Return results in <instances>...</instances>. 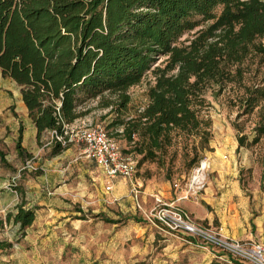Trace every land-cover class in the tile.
Instances as JSON below:
<instances>
[{
	"label": "trees",
	"instance_id": "16d2710c",
	"mask_svg": "<svg viewBox=\"0 0 264 264\" xmlns=\"http://www.w3.org/2000/svg\"><path fill=\"white\" fill-rule=\"evenodd\" d=\"M263 39L264 0H0V71L20 87L37 143L106 110L100 117L114 114L108 125H122L140 158L123 152L133 153L137 166L157 158L174 134L199 136V151L208 147L210 122L199 114L204 93L227 83L240 85L239 105L257 116L250 142L237 129V149L260 141ZM149 72L146 105L125 119L129 89ZM21 133L19 127L16 151L30 156ZM52 141L48 155L65 148ZM196 148L192 162L200 158ZM260 178L264 188V165ZM24 203L22 197L6 214L20 230L35 218ZM9 246L0 240V250Z\"/></svg>",
	"mask_w": 264,
	"mask_h": 264
},
{
	"label": "rangeland",
	"instance_id": "374dc122",
	"mask_svg": "<svg viewBox=\"0 0 264 264\" xmlns=\"http://www.w3.org/2000/svg\"><path fill=\"white\" fill-rule=\"evenodd\" d=\"M151 81L149 72L139 84L129 89L130 103L122 115L125 119L134 116L136 111L146 105V89ZM239 86L227 83L222 91H217L215 87L208 88L204 93L206 101L199 114L210 122V137L208 147L202 151H199V136L174 134L172 143L158 153L157 158L139 162L134 176L131 179L124 178L126 189L118 193L116 198L113 190L105 188L108 184L105 177L98 185V196L83 194L47 197L39 190L42 191L43 182L52 174H46L47 177L38 175L41 167H47L43 165L46 150L40 145H33L29 137L23 140V132L30 119L23 115L20 87L0 71V151L4 158L2 160L0 157V240L11 243V246L0 250V264L224 263L206 251H194L186 249L184 245H175L158 231L153 225L151 198V194L158 191L165 197L163 201L174 202L181 198L174 202L177 204L183 200H192L196 205L200 204L205 210L213 212L212 223L204 226L220 231L221 218L234 219L226 221L227 224L232 223L231 227L228 226L230 232L241 235L234 239L264 244V188L260 178L264 165V136L258 143L243 145L235 151L240 184L250 198L248 205H239L240 201L234 197V208L229 204L232 202L219 196L211 204H206L202 199L203 187L195 189L192 182L196 169L200 165L202 167V161L203 171L207 173L209 156L228 151L233 143L238 145L237 129L246 134V142H250L255 134L256 110L243 112L238 101L241 94ZM105 112L97 111L75 121L71 126L100 123L109 136L118 140L123 151H133V144L128 143L121 134L122 125H108L114 114L100 117ZM19 127L22 131L21 143L30 156H19L16 151ZM42 140L41 145L53 144L50 133ZM195 146L200 158L192 162ZM67 160L68 157L63 159V168L68 167L70 170L72 164L67 166ZM100 171L97 167L94 173H103ZM96 181L89 177L87 185L94 189L95 186L90 183ZM137 182L142 190L140 205L131 190L133 185L138 187ZM22 197L24 207L33 209L35 214L32 224L24 230H20L12 219L6 220V214L16 211ZM98 213L119 221L107 222L103 216H96Z\"/></svg>",
	"mask_w": 264,
	"mask_h": 264
},
{
	"label": "crops",
	"instance_id": "0c3cea01",
	"mask_svg": "<svg viewBox=\"0 0 264 264\" xmlns=\"http://www.w3.org/2000/svg\"><path fill=\"white\" fill-rule=\"evenodd\" d=\"M14 81V80H13ZM16 83V82H15ZM21 105H22V111L23 115L25 114L28 117L27 114V108L22 100L21 93ZM29 118V117H28ZM30 119V118H29ZM27 130V131H26ZM29 135V136H28ZM30 138L33 145H39L37 143L36 139V128L33 125L31 119L30 123L23 132V140L26 138ZM22 138V137H21ZM21 145L26 149V147L21 143ZM42 149L46 150V158L44 159L43 165L46 167H41V173L39 171V174H42L43 177H47V175L52 174L43 182L42 184V191L39 190L40 193H44V196H79V195H99L98 185L100 186V182L102 181L103 177L106 178L107 185H111V189L115 193V198L118 193H123L125 191V183L126 179L122 177H117L113 179L107 178L104 173L97 174L94 173V170L97 171V163L89 158H87L83 152L80 145L71 143L68 146H66L63 150H61L59 153L54 155H48V152L50 151L52 144H42L40 145ZM237 149V144L233 143L229 150L226 152H220V154H214L208 157L207 165L208 172L205 173V179L203 180V195L202 199L206 204H211V201L215 197H220L221 199H227L230 205H233L235 208V203H233V198H238L240 201L239 205H248L250 198L249 195H246L245 190L241 187L240 180H239V171L237 170L236 165V158H235V151ZM68 157L67 160V166L72 164L71 169L69 170L68 167L63 168L64 162L63 159ZM100 168V167H99ZM64 170H67L65 172ZM50 172V173H49ZM101 172V171H100ZM54 173V174H53ZM68 173V174H65ZM92 177V179H96V183H90L91 185L95 186V188H90V185H87V178ZM91 181V180H89ZM106 185V186H107ZM138 186V192L136 195H134L135 200L137 201V204H139V197H141V185L139 182L136 183ZM105 186V188H106ZM201 187V188H202ZM200 189V188H199ZM176 189L174 190V193L176 194ZM158 196L163 199L165 197L161 194V191H158L156 193L151 194L152 198V206L154 205V197ZM181 199V198H180ZM179 199V200H180ZM178 198L176 201H179ZM174 201V202H176ZM140 205V204H139ZM179 207L185 209L189 214H191V218L193 221H195L198 224L204 225V224H211L213 220V212H210L208 210H205L204 207L199 205H196L194 201L192 200H183L179 203H177ZM238 205V204H237ZM1 208V207H0ZM8 211V210H6ZM101 214V213H98ZM96 214V216H98ZM101 216V215H100ZM102 216L106 217L102 214ZM108 218V217H107ZM234 219H228V218H221L222 226L220 227V232L228 237H240L241 235L235 234L233 232H230L228 229V226L231 227L232 223L227 224V222H231ZM115 223V222H114ZM153 224V223H152ZM160 233H162L163 236L166 237V239L169 241L171 240L173 244L175 245H184L186 249H191L194 251L203 250L201 248L196 247L194 244L187 243L184 240H180L174 236H171L162 230L159 229V227L156 224H153ZM192 240V239H191ZM195 242L196 240H192ZM208 252V251H206ZM211 254L210 252H208ZM212 256V254H211ZM213 257V256H212Z\"/></svg>",
	"mask_w": 264,
	"mask_h": 264
},
{
	"label": "built area",
	"instance_id": "2783aa9c",
	"mask_svg": "<svg viewBox=\"0 0 264 264\" xmlns=\"http://www.w3.org/2000/svg\"><path fill=\"white\" fill-rule=\"evenodd\" d=\"M51 140L66 146L75 143L81 146L83 154L95 161L104 175L109 178L131 179L137 169V158L133 153L123 152L119 142L108 135L105 127L100 123L72 127L64 125L62 133L50 131ZM202 164V163H201ZM201 165L195 173L201 172ZM177 186V184H175ZM203 186V179L194 182V188ZM107 190L111 185L106 186ZM132 192L138 189L132 186ZM152 220L160 230L196 247L206 250L216 259L233 263L234 259L244 264H264V244L245 243L222 234L216 228L196 223L190 214L174 202L163 201L161 197H154ZM196 240L193 242L192 240Z\"/></svg>",
	"mask_w": 264,
	"mask_h": 264
},
{
	"label": "bare ground",
	"instance_id": "6f19581e",
	"mask_svg": "<svg viewBox=\"0 0 264 264\" xmlns=\"http://www.w3.org/2000/svg\"><path fill=\"white\" fill-rule=\"evenodd\" d=\"M203 165H204V161H202V167H203ZM202 167H201V169L203 170ZM197 179H203V180L205 179V175L202 171L199 173H195V175L192 179L193 185H194L195 180H197Z\"/></svg>",
	"mask_w": 264,
	"mask_h": 264
}]
</instances>
